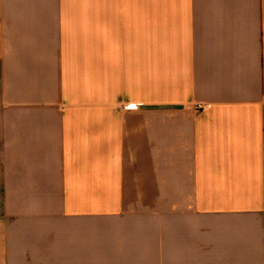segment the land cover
<instances>
[{"label":"crops","instance_id":"1","mask_svg":"<svg viewBox=\"0 0 264 264\" xmlns=\"http://www.w3.org/2000/svg\"><path fill=\"white\" fill-rule=\"evenodd\" d=\"M0 264H264V0H0Z\"/></svg>","mask_w":264,"mask_h":264}]
</instances>
